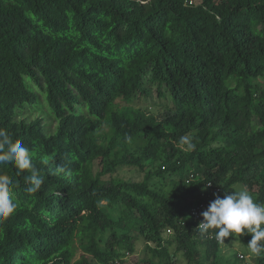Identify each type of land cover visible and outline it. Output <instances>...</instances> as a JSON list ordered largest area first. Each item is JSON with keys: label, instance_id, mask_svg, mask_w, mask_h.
<instances>
[{"label": "trees", "instance_id": "obj_1", "mask_svg": "<svg viewBox=\"0 0 264 264\" xmlns=\"http://www.w3.org/2000/svg\"><path fill=\"white\" fill-rule=\"evenodd\" d=\"M0 129L42 179L0 165V264H124L136 238V264H222L192 210L215 189L264 204V0H0Z\"/></svg>", "mask_w": 264, "mask_h": 264}, {"label": "clouds", "instance_id": "obj_2", "mask_svg": "<svg viewBox=\"0 0 264 264\" xmlns=\"http://www.w3.org/2000/svg\"><path fill=\"white\" fill-rule=\"evenodd\" d=\"M180 145L187 151L195 149L193 138L185 135L180 138ZM12 163L20 173L27 172L29 183L27 190L36 192L42 184L39 170L33 163V152L22 140H13L8 132L0 129V165ZM62 173L71 183L73 173L65 165H58L55 169ZM215 192V190H214ZM18 203L15 199L14 181L7 174H0V218H6L15 213ZM201 222L197 229L201 235L209 230H216L215 237L221 243L229 236L239 237L251 235L247 247L256 256L264 254V204L257 203L247 190H237L230 194L216 196L201 212Z\"/></svg>", "mask_w": 264, "mask_h": 264}, {"label": "rangeland", "instance_id": "obj_3", "mask_svg": "<svg viewBox=\"0 0 264 264\" xmlns=\"http://www.w3.org/2000/svg\"><path fill=\"white\" fill-rule=\"evenodd\" d=\"M141 104H143V102ZM150 110H152L156 114H159L158 110L153 108L151 105H150ZM36 116H37L36 114H34V115L31 114L30 119L36 118ZM54 127H55L54 122H51L50 123V129L53 130ZM118 175H120L124 178H131V179L140 178V176H134L135 174L128 173L126 171H120L118 173ZM216 196H217L216 192L213 191L205 202H211ZM115 207L117 209H119V207H117V206H115ZM117 209H115V211L112 213L115 218H117L119 216V213H120V210H117ZM206 209L207 208L204 207L203 211ZM171 234H172L171 231L167 232V235H171ZM130 235L132 237H135L136 233L131 232ZM168 239H170V236H168ZM133 244L135 246V253L133 255H129V256L126 255L125 257H123L124 264H136L137 262H140L141 260H145L147 258V253L145 251L144 242L141 240V238L134 239ZM217 256H218L217 259L222 264H237L236 263L237 261L235 262V260H237V259H238V261H242V262H238V264H254V257H255V255L250 252L249 248L242 247L236 241L231 242V243H226V242L224 243L223 242L219 246V251L217 253ZM175 264H188V263L179 254Z\"/></svg>", "mask_w": 264, "mask_h": 264}, {"label": "built area", "instance_id": "obj_4", "mask_svg": "<svg viewBox=\"0 0 264 264\" xmlns=\"http://www.w3.org/2000/svg\"><path fill=\"white\" fill-rule=\"evenodd\" d=\"M187 4H192V1H188ZM210 185L208 184L207 187ZM215 192H219L218 189H215ZM210 202H200V204L192 210V216L197 219L199 217L200 212H203L204 207H208ZM211 237V236H210Z\"/></svg>", "mask_w": 264, "mask_h": 264}]
</instances>
